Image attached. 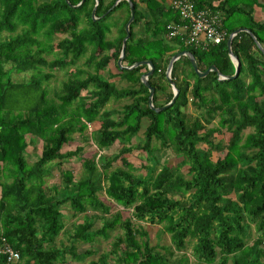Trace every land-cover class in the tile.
Returning a JSON list of instances; mask_svg holds the SVG:
<instances>
[{
    "label": "trees",
    "instance_id": "trees-1",
    "mask_svg": "<svg viewBox=\"0 0 264 264\" xmlns=\"http://www.w3.org/2000/svg\"><path fill=\"white\" fill-rule=\"evenodd\" d=\"M69 1L76 5L81 0ZM116 1L99 0L98 18L94 19L96 0H84L79 6H71L67 0H0V32H10L8 38L0 40V242L4 237L19 252L18 264H57L68 255L77 264H86L85 259L97 251L79 249L77 242L108 239L120 229L112 248L88 264H190V256L173 261L151 244L140 224L149 222L163 225L175 251L185 249L188 239H194V264H264L263 52L249 32H239L232 50L241 62L240 73L231 80H219L214 71L200 77L190 59L180 57L172 69L179 96L173 105L155 111L149 106V89L141 80L148 65L126 69L118 64L131 10L128 0H120L112 8ZM132 1L135 18L122 64L153 61L155 71L149 81L155 87V106H163L173 97L166 69L178 51H192L202 71L216 65L223 74H234L228 39L209 50L169 40L167 25L179 19L171 6L160 0ZM194 1L197 8L220 11L230 33L247 27L264 46V20L254 15L259 0H222L217 5L213 0ZM140 4H145L144 10ZM236 13L244 15V21L229 25L230 16L235 18ZM109 18L111 23H106ZM113 26L117 33L109 38ZM56 34L66 36L54 42ZM57 50L62 51V57L49 60L45 56ZM89 50L85 64L94 70L80 69L70 76L61 92H55L60 102L50 98L43 87V80L52 73L29 81L11 77L14 71L39 66L62 69ZM111 69L130 85L119 87L102 76V71L110 73ZM32 89L37 100L25 107L22 94ZM124 97L132 101L121 109L106 108L110 100ZM189 103L201 110L200 115L184 111ZM217 115L220 125L231 133L226 144L214 141L219 128L210 124ZM91 123L97 124L93 140L100 150L116 141L121 147L111 155L86 158L80 178L67 169L61 173V188L48 186L46 175L51 167L83 151L78 146L65 152V144L74 132L83 133ZM249 128L251 131L245 133ZM142 129L144 138L135 146L132 138ZM28 134L30 142L37 138L43 142L41 155L34 162L25 156ZM154 139L181 158L176 167L167 163L159 167L155 153L160 148L153 146ZM135 149L147 153L150 163L144 166L146 173H140L128 159ZM215 150L224 154L214 159ZM118 159L124 165L111 168ZM185 164L188 170L184 173L181 167ZM103 189L120 207L111 218L104 214L110 213L112 206L98 194ZM65 204L75 214L92 213L85 214L70 231L61 216ZM126 209H131L128 216ZM99 219L102 224L97 226ZM252 223L256 237L250 243ZM62 232L67 234L68 244H58ZM0 264H9L3 253Z\"/></svg>",
    "mask_w": 264,
    "mask_h": 264
},
{
    "label": "rangeland",
    "instance_id": "rangeland-1",
    "mask_svg": "<svg viewBox=\"0 0 264 264\" xmlns=\"http://www.w3.org/2000/svg\"><path fill=\"white\" fill-rule=\"evenodd\" d=\"M239 1V0H238ZM240 0L239 2H241ZM235 18L230 16L229 20V25L230 24H236L237 22L244 21L245 16L236 13ZM255 17L258 18V13H254ZM112 18H109L106 23H111ZM113 30V28H112ZM18 31H21L20 29ZM139 31V29L137 30ZM140 32V31H139ZM115 32L111 31L109 33L108 37L112 38L114 36ZM10 36L9 31H2L0 32V40H4ZM66 34H56L53 37L54 42H59L63 37H65ZM91 53V50L87 52L85 56L82 58L78 59L76 63L74 64H69L66 67L62 69L58 68H51L48 66H39L37 69L25 71V72H18L14 71L11 74V77L13 78L14 81H29L32 78H40L48 73H52L53 76L49 79H44L43 80V87L48 89L49 97L55 100L56 102H60V100L57 98V95H55V92L60 93L63 83L72 75H77L80 69H88V70H94V66L88 67V65L85 64L86 59L89 58ZM100 53V51H98ZM45 56L49 59L52 60L54 58L62 57L63 53L62 51H55L53 53H45ZM12 65L10 63L6 64L7 68H10ZM102 76L108 78L109 72L108 70H104L101 72ZM121 83H118L119 87H127L130 85L129 81L127 79L122 80L119 78ZM32 88V87H30ZM28 88V89H30ZM18 94H22V92H18ZM82 94L84 96H87V91L83 90ZM24 98H22V102H24L25 107H28L29 105L33 104L37 100V92L36 90L32 89L30 92L26 91L25 94L23 93ZM132 99L130 97H124L120 99H112L108 102L106 105V108H115V109H121L126 103L131 102ZM191 101V99H190ZM79 102V101H78ZM184 111L187 113L192 114L193 116L200 115L201 110L195 109V107L192 105V103H189L186 105L184 108ZM118 116L115 114V117ZM220 116L217 115L213 122L210 124L211 127H216L219 128L218 131L215 132L214 134V141L215 143H220V144H226L229 141L231 133L227 130L226 127H222L219 123ZM146 122V120H145ZM144 122V123H145ZM97 127V124H88V126L85 127L83 133H80L79 131H76L72 134V139L70 140L69 143L65 144L63 151H69V150H75L78 146L83 147V151L79 156H76L72 159L64 160L61 165L57 164L51 167L49 170V173L46 175V182L48 186H53L54 184L58 185V188H61L63 186V181L61 177V173L64 170H72L73 174L76 178H80L81 176L84 175L85 170L83 166V162L86 158H96L97 155L99 154H107L111 155L112 151L117 150V148L121 147V144L119 141H116L114 145L111 147H106L100 150L96 143L93 140V130ZM251 131V129H247L245 133H248ZM27 140L31 138L30 135H27ZM144 138V132L143 129L139 131V133L132 138V144L135 146L140 142V140H143ZM42 145L43 142L41 139L37 138L35 142H30L29 145L25 151V156L29 162H34L36 161L42 151ZM202 146V144H200ZM153 146H156L160 148L159 150L156 151V156L158 157L159 160V167L160 163L164 164L167 163L171 166H177L178 163L181 161V158L176 155V153L171 149V148H161V144L157 139H154L153 141ZM205 146V145H203ZM223 153H220L218 151H213V158L216 159L219 155H223ZM128 159L132 162L133 166L139 169L140 173H146V168L144 167L145 165L150 163V160L147 158V153L143 149H135L132 152H130L128 155ZM117 165H124L121 159H118L116 162H114L111 166V168H114ZM99 168L101 166L98 164ZM182 171L185 173L188 170V165H183L181 167ZM107 183V182H106ZM99 197L102 199L104 202L112 206V210L110 213H105L104 215L107 218H111L113 216V213L118 210V205L115 204L113 199L108 196L106 191L103 189L99 191ZM120 208V207H119ZM126 216L129 215L131 209H126L124 210ZM92 210L87 211L86 213H78L75 214L73 209L70 207L69 204H65L62 206V218L64 219L65 222V228L69 229L70 231L74 230V226L78 221H82L83 217L85 214H91ZM102 224V220L99 219L96 223L97 226H100ZM140 224L145 228V230L148 232V237L150 239V242L152 245H155L157 250L160 251L163 254H166L167 256L171 257V260L173 261H178L181 256L187 255L190 256V264H194L195 262V257L193 256V245H194V239H188V243L185 249L181 251H175L170 234L166 231L163 230V225L155 224L152 225L149 222H140ZM122 231L116 230L113 231L111 234V237L108 239L104 237H99L94 242H77V246L79 249H87V248H93L97 251V253L93 254L92 256H89L85 259V263L88 264L90 260L92 259H97L103 252L109 251L112 248L113 241L115 240V236ZM251 237L249 238V242L252 243L254 238L256 237V231H255V226L254 223H252V228H251ZM58 244H68L69 239L67 234L61 233L58 237ZM171 251H174L175 253L172 255ZM111 262L113 260L111 259ZM57 264H77L76 261L72 260L70 255L67 256L65 261L58 262Z\"/></svg>",
    "mask_w": 264,
    "mask_h": 264
},
{
    "label": "built area",
    "instance_id": "built-area-1",
    "mask_svg": "<svg viewBox=\"0 0 264 264\" xmlns=\"http://www.w3.org/2000/svg\"><path fill=\"white\" fill-rule=\"evenodd\" d=\"M170 6L179 19L167 25L169 40L176 39L186 45L209 50L229 39L231 33L224 27L220 11L197 8L194 0H172ZM0 253L7 256L9 264L19 263V252L4 237L0 242Z\"/></svg>",
    "mask_w": 264,
    "mask_h": 264
},
{
    "label": "water",
    "instance_id": "water-1",
    "mask_svg": "<svg viewBox=\"0 0 264 264\" xmlns=\"http://www.w3.org/2000/svg\"><path fill=\"white\" fill-rule=\"evenodd\" d=\"M83 1H84V0H81L78 4L73 5V4L70 3L69 0H67V2H68L71 6H79V5H81V4L83 3ZM119 1H120V0H117V1L115 2V4L112 6V8L115 7V6L118 4ZM128 1H129V4H130L131 14H130V18H129V20L127 21V23H126V25H125L126 36H125L124 39H123L122 50H121V54H120L119 59H118V64H119V66H120L121 68H126V69H132V68H135V67L140 66V65H143V64L148 65V71L145 72V73L141 76V80H142V82H143V83L148 87V89H149V92H150V94H149V106H150V108H152V109L155 110V111H161V110H164L165 108H167V107L173 105L174 102L176 101L177 97L179 96L180 89L176 86V83H175V81H174V79H173V77H172V69H173L174 63H175L176 60H178L180 57H182V56H187V57L190 59V61H191V63H192V66H193L194 70L197 72V74H198L200 77H204V76L208 75L211 71H214V72H216V74H217L219 80H231V79L236 78V77L239 75V73H240V65H241V62H240L238 56L235 55L234 52H233V50H232V42H233V39H234V37H235L239 32H241V31L249 32V33L253 36V38H254V40H255L257 46L259 47V49H260V50L263 52V54H264V46H263L262 43L258 40L257 36H256V35H255V34H254L249 28H247V27H239L238 29L234 30V31L231 33V35H230V37H229V39H228L229 55H230V57L232 58V60H233V62H234V65H235V72H234L233 75H225V74H223V73L217 68L216 65H211L207 70L202 71V70H200L199 65H198V61H197V59H196V57H195V55H194V53H193L192 51H189V50L178 51V52H176V53L171 57V59H170V61H169V64H168V66H167V69H166V77H167V79H168V81H169V83H170V85H171V87H172V89H173V93H174V94H173V97H172V99H171L168 103H166L165 105L160 106V107H157V106H155V104H154L155 87L152 86L151 83H150V81H149V77H150V76L154 73V71H155V65H154L153 61L150 60V59H146V60L137 61V62H135V63H133V64H131V65H123V64H122L123 58H124L125 53H126L127 41H128V39H129V37H130V35H131V28H130V27H131V24H132V22H133V20H134V18H135V5H134V3H133L132 0H128ZM98 3H99V0H96V4H95L94 9H93V12H92V15H93V18H94V19H97V18H98V17L95 16L96 8H97V6H98ZM112 8H111V9H112ZM111 9H110V10H111Z\"/></svg>",
    "mask_w": 264,
    "mask_h": 264
},
{
    "label": "crops",
    "instance_id": "crops-1",
    "mask_svg": "<svg viewBox=\"0 0 264 264\" xmlns=\"http://www.w3.org/2000/svg\"><path fill=\"white\" fill-rule=\"evenodd\" d=\"M162 3H164L167 7H170V4H171V1L172 0H160ZM210 0H200V2L202 3H206ZM222 0H213V4L214 5H217L221 2ZM244 0H242L243 2ZM259 2L261 3L260 5H255L254 6V13L257 12L259 15H258V19H260L261 21L264 20V0H259ZM144 7H145V4H140L139 8H141L142 10H144ZM113 32H115L114 35H116L117 33V27L116 26H113ZM112 71L109 73V79H111L112 81H114L117 85L118 83H121L122 81L119 80V78L122 80V77L119 75V74H116L118 73L117 70L115 69H111ZM110 70H108L109 72ZM111 74H115V75H111Z\"/></svg>",
    "mask_w": 264,
    "mask_h": 264
}]
</instances>
